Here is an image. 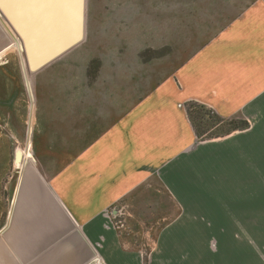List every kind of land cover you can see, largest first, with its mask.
I'll use <instances>...</instances> for the list:
<instances>
[{"label": "crops", "instance_id": "crops-1", "mask_svg": "<svg viewBox=\"0 0 264 264\" xmlns=\"http://www.w3.org/2000/svg\"><path fill=\"white\" fill-rule=\"evenodd\" d=\"M229 1L181 3L190 24L180 23L179 58L157 69L137 55L90 73L62 63L74 48L29 83L22 55L10 54L0 138L10 153L30 136L33 156L6 163L0 264H236L219 147L199 141L186 110L248 123L225 137H242L227 150L264 170V0ZM14 43L0 15V55Z\"/></svg>", "mask_w": 264, "mask_h": 264}, {"label": "rangeland", "instance_id": "rangeland-1", "mask_svg": "<svg viewBox=\"0 0 264 264\" xmlns=\"http://www.w3.org/2000/svg\"><path fill=\"white\" fill-rule=\"evenodd\" d=\"M193 1L85 0V38L64 57L62 63H71L79 68L87 66V70L92 73L105 65L108 70H115V66L121 62L128 63L129 60L132 64L133 56L137 55L144 61H151L155 69L169 53L175 62L180 55V23L190 24L186 15L184 22L180 20V5ZM234 1L251 3L255 0H230L229 3ZM0 15L15 39L6 58L9 60L10 54H21L26 65L21 39L1 11ZM28 75V82L31 83L32 73L29 70ZM186 110L199 141L206 144L214 142V146L219 147L214 157L218 156L220 162V193L232 199L231 206L235 210V232L230 234L234 238V245L231 246L230 256L235 258L236 264H264V170L244 169L242 153L239 156L236 151L228 152L227 145L242 138H225L237 125L220 122L211 110L196 103L187 104ZM10 142L4 136L0 138V231L7 220L6 211L9 207L6 201L9 188L5 190V183L12 170L9 171L6 163L15 160L16 154L21 152L22 162L18 163L16 159V165L21 168L33 156L30 136L27 144L18 145L13 148V152L5 153ZM207 174L205 171V180H215V170L214 178L209 177L211 170ZM230 224L233 225L232 220Z\"/></svg>", "mask_w": 264, "mask_h": 264}, {"label": "water", "instance_id": "water-1", "mask_svg": "<svg viewBox=\"0 0 264 264\" xmlns=\"http://www.w3.org/2000/svg\"><path fill=\"white\" fill-rule=\"evenodd\" d=\"M0 11L21 39L31 73L73 50L85 38V0H0Z\"/></svg>", "mask_w": 264, "mask_h": 264}, {"label": "built area", "instance_id": "built-area-1", "mask_svg": "<svg viewBox=\"0 0 264 264\" xmlns=\"http://www.w3.org/2000/svg\"><path fill=\"white\" fill-rule=\"evenodd\" d=\"M6 57H7V53H3L0 55V66H4V65L9 64V60ZM15 161H16V159H15ZM116 225L119 229H122L124 227V223L121 221L117 222Z\"/></svg>", "mask_w": 264, "mask_h": 264}, {"label": "trees", "instance_id": "trees-1", "mask_svg": "<svg viewBox=\"0 0 264 264\" xmlns=\"http://www.w3.org/2000/svg\"><path fill=\"white\" fill-rule=\"evenodd\" d=\"M188 116H190V115H188ZM217 117V116H216ZM189 119H190V117H189ZM219 119V118H218ZM191 121V120H190ZM220 122H222V123H224V121H222V120H220ZM192 123V122H191ZM242 123V125L241 126H239V127H235L234 129H236V130H245V129H247L248 127H249V125H248V123H246V122H241ZM231 126H234L235 125V122L234 121H232V122H230L229 123ZM197 134V133H196Z\"/></svg>", "mask_w": 264, "mask_h": 264}, {"label": "bare ground", "instance_id": "bare-ground-1", "mask_svg": "<svg viewBox=\"0 0 264 264\" xmlns=\"http://www.w3.org/2000/svg\"><path fill=\"white\" fill-rule=\"evenodd\" d=\"M22 153L21 152H18L17 153V160H18V163H21L22 162V158H21V155Z\"/></svg>", "mask_w": 264, "mask_h": 264}]
</instances>
